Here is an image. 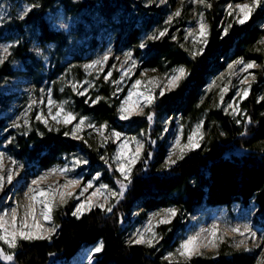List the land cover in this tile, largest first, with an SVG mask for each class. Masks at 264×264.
<instances>
[{"label": "trees", "instance_id": "16d2710c", "mask_svg": "<svg viewBox=\"0 0 264 264\" xmlns=\"http://www.w3.org/2000/svg\"><path fill=\"white\" fill-rule=\"evenodd\" d=\"M38 1L22 20L11 22L12 34L1 39L3 42L25 41L14 50L17 58L22 59L23 53H29L32 41L41 47L53 45L55 52H60L70 42L71 35L53 30L45 18L57 0ZM60 1L68 6V0ZM242 1L211 3L205 12L208 44L204 53L195 58L168 35L144 41L145 35L163 22L166 12L162 8H152L149 11L154 14L151 15L134 0H98L97 3L88 1L85 4L86 11L94 9L101 21L113 30V53L132 51L143 69L166 72L183 66L188 70V77L180 82L179 87L156 98L147 112L153 113L151 123L146 115L121 121L118 117L119 98H115L105 82H101L98 92L89 99L73 94L69 88L60 92L57 78L63 67L56 63L55 68L46 74L36 73L35 66L39 71L43 66L28 54L32 64L25 63L26 72L21 73L32 79L37 87L43 81L52 84L54 99L62 101L71 97L72 111L78 116L89 117L98 126L107 124L108 129L123 135L144 133L145 141L142 157L131 173L132 183L117 208L111 213L93 209L77 219L72 215V206L66 205L55 214L58 227L51 239L21 241L11 264H69L82 249L98 243H103L104 247L96 264H255V254L224 247L216 253L192 256L190 260L168 262L164 259V251L178 244L176 241L168 246L173 233L182 229V219L188 220L202 208H229L235 203L248 205L253 202L257 208L254 222L264 234V100L259 99L257 86L252 88L241 103L244 116L240 125L220 112H207L209 108L202 102L208 83L238 59L256 63L259 67L256 70L257 84L264 89V43L261 42L264 40V7L257 8L244 25L226 23L221 10L223 5ZM132 5L135 11H131ZM228 25L232 26L225 36L223 30ZM141 43L145 47L141 48ZM97 44L98 40L93 36L91 47ZM7 69L8 64L2 67L0 79L18 74ZM14 95L0 92V108L6 107ZM97 98V103H91ZM206 112L205 124L211 122L216 125L209 146L189 152L170 168L164 167L167 139L175 129L177 119L194 123ZM6 127V119L0 118V134ZM16 143L20 149L18 158L28 159L30 178L60 164L65 156L81 154L88 161L85 180L100 175L103 182L113 187L119 179L110 160L114 151L112 144L106 145V163L101 159L102 148L97 142L91 138L73 139L62 131L42 129L40 135L33 133L16 138ZM149 152L152 153L151 158L147 156ZM167 208H175L177 215L170 225L163 228L164 233L170 229L172 234L166 238L163 250L130 243V229L139 225L148 214Z\"/></svg>", "mask_w": 264, "mask_h": 264}, {"label": "rangeland", "instance_id": "374dc122", "mask_svg": "<svg viewBox=\"0 0 264 264\" xmlns=\"http://www.w3.org/2000/svg\"><path fill=\"white\" fill-rule=\"evenodd\" d=\"M88 1L89 3L91 1H95L96 3L98 2V0ZM88 1L68 0V6L66 7L64 3H62L60 0H57L55 4L49 9L45 16L47 23L53 30L71 35L70 42L60 52H55L56 49L53 45L41 47L37 43L32 41L28 54L33 56L36 61L41 63V65L43 66L42 71H39L35 66V72L41 73L42 75L46 74L48 71L54 69L56 63H58L59 67H63L62 73L57 78V85L61 90L60 92H66L69 88L71 89L73 94L78 95L76 91H73L72 85L75 84L78 91H83L86 89V94L79 96H87V98L89 99L92 94L98 92V88L102 84L101 82H105L109 86V89L111 90L115 98H119V107L121 106V103L123 102L125 97L128 96L129 91H132L133 96L130 101L129 107H132L134 111H139V109L136 108V93L147 92V90L153 89V94L157 98L159 96V87L156 83H149V80L152 77H157L159 81V86L162 87L167 83V81L165 80V74L170 75L172 71L177 67L166 72H158L156 70L153 71L143 69L141 61L139 60V58H136L134 56V53L132 51L128 50L120 54L113 53V43L115 41L114 32L107 24L101 21L94 9L86 11V7L84 6ZM134 1L140 2L142 8L149 12L148 14H154L152 11H149L152 8H162L166 12L163 22L159 26L152 28L145 35L144 41H146L150 36H158L160 31H164L165 29H167L166 35H168L174 42H176L179 47L183 48L189 54L192 55V52L196 51L200 47L205 48V45L195 44L193 42V37H188L187 39H185V37L188 36L189 31L198 32V21L200 19L199 14H203V22L206 24L205 12L210 6L193 3V0H163V2H161V0ZM214 1L220 0H206V4L211 5V3ZM38 2V0H0V58L6 57V59H4V62L0 64V70L2 69V67L8 64V72L15 71L16 73H18L15 77H2L0 79V92L4 94H15L14 98L6 107L0 108V118L6 119L7 126L6 130H3L0 134V138L2 139V142L0 143V152L5 153L4 164L6 168L13 167L11 161L9 160V157L17 161V165L15 166L13 173L15 176L13 184H6L7 195H5L4 193H0V197H3V199H0V213L7 210L9 212V220L11 217L10 209L15 206L17 201L22 205L20 209V216H23V206L29 203V200L25 197V193L28 191L29 187H36L35 185H32L31 182L33 179H36L37 177H40L42 175H45L46 178L44 180L39 181V185L41 187H47V185L49 184H64L66 181L73 179H79L81 186H84L89 181H92L93 188L89 189L84 196L79 197V201L85 200L89 195H91L93 191H95L97 187H99L100 184H106L102 181L100 175H95L90 180H85V176L87 174L85 168L88 163L79 165L74 169V171L69 172L67 176L61 174L60 172H56L54 174L51 173V169L55 167H63L65 164L71 167V161L74 158L87 160L81 154H71L65 156L60 164L53 166L47 171H44L35 178L29 177L28 168L30 165L28 159L18 158L17 154L20 149L18 148V144L16 143V138L27 137L28 135L33 133L40 135L42 129L52 132H70L72 127L79 123L80 118V116H78L72 111L71 103L69 101L71 97L68 96L62 101H56L52 95V84H47V82L43 81L40 87H37L32 79H28L26 75L21 73L26 72V67L24 65L25 63L32 64L30 56H28V54L23 53L24 57L22 59L17 58L14 54V50L18 45H24V40L20 39L15 40L13 42L1 41L3 37L7 36L8 34H12V32L10 31L11 22L15 19L22 20L21 17L24 18L32 9L37 6ZM250 2L251 0H244L241 3ZM241 3L226 4L221 7V10L225 15L226 23L231 24V22H235V16L228 15V6L232 5V10H235V5ZM177 10H179L181 14L178 17H174L173 14ZM131 11H135L134 5H132ZM170 17H172V22L169 24L167 23V21ZM61 24L66 25V27L61 28ZM93 36H96L98 40V44L94 48L91 47V41ZM173 37H175V39H173ZM6 46L9 47L8 53H4L3 51V48ZM129 52L132 54L131 60H135L136 62V66L134 68L131 67V60H129L128 63H125V54ZM105 54H108L109 58L102 65H97L89 69H86L84 67L85 65L91 64L97 59H101ZM234 62L230 64H233ZM240 69L241 65H235V67L231 70H229L227 66V68L220 75L212 79L205 87L202 101L209 108L207 112L210 110L220 112L223 115L229 117L232 121L236 122L237 125H240L242 117L244 116V113L241 110V103L246 99L245 98L244 100H240L237 96V92L248 84H251L249 94L252 88H254L255 86H257L259 90L260 97H262V94H264V89H260V85L257 84L258 82L256 70H258L259 67L257 66L253 69H250L248 72H242ZM109 72H111L112 75L111 77H109L108 80H105L104 77ZM253 75L255 76V80L252 79ZM244 77H247V79L245 80L244 84H241L240 81ZM137 79L141 80L142 83L138 85L136 89H133V85L135 84V81ZM112 81H119V83H113ZM222 88H227V91L223 93V102L220 100ZM170 92L166 90V94ZM49 93L51 94V99L56 102L57 106L63 103L65 110L73 112L77 116V119L73 120L71 124L67 125L55 123L49 116ZM33 101H36V103L31 108H29V105L32 104ZM41 101H43V103H41ZM141 103H143L142 98ZM229 104L238 105L239 111L233 113L232 109L228 107ZM152 106L153 105L144 107V113H147ZM224 109H228L227 112H225ZM51 110L54 114L56 111V106H52ZM207 112L204 113L203 118L194 123L177 119V121L175 122L176 127L172 132L169 133V137L167 139L166 160L168 159L170 152L173 153L172 159H176V157L180 155L179 148L172 147L173 143L176 140V137H180L181 144H186L188 135L192 132V130L196 127L197 124H201V132L203 135V139L200 141V147L206 149L209 146L211 139L214 137L212 130L216 125L211 122L207 125L205 124ZM38 113L43 114L47 118L48 126L36 120V114ZM119 115L120 114L118 112V117ZM137 116L141 115H133L128 120H121L120 118L119 119L121 121H130L131 119ZM86 118L87 122L85 123V125H83L82 130L78 131V135L81 137V139L91 138V140L97 142L99 146H101V144L103 143V147H101V154L104 157H106L107 154L106 145L112 144V146L114 147V151L111 154L110 160L114 166L115 171L117 167H119V164L113 161L112 157L115 156L118 146L124 140H131V138L135 137L137 140H140L144 144V133H140L135 136H127L121 134L120 140H116L114 137L111 136V133L113 131L106 128L104 130V136L102 137L98 132L100 126H98L91 118ZM237 121H239V123H237ZM89 124L95 125V128L89 127ZM14 125H19V127H16ZM49 128H51L52 130H49ZM69 137L72 138L71 135H69ZM105 140L106 142H104ZM9 141H11V143H9ZM136 147V144L130 143L128 145L126 153L135 151ZM199 148H194L192 150L186 149L185 152L186 154H188L189 152L197 150ZM142 154L143 151L141 152V157ZM138 161L136 162V164L138 163ZM178 161L179 160H177V162ZM20 164H23L24 167L20 168ZM135 165L132 167V171ZM116 172L119 175L118 180H123V177L120 175V173L118 171ZM124 183L127 184V181H124ZM109 188L113 192H118L119 184L116 181V184L113 187L109 186ZM68 190H74L75 195L79 196V188ZM117 199L118 198L116 197H110L108 201L105 202L103 196L93 197L94 203L104 204L105 207L109 205H115L113 210L117 208L118 205L121 203L122 199H119L118 203ZM79 201L70 198L68 199L67 203L61 204L59 197H57L56 206L52 211L51 223H45L42 217L39 216L41 206L37 205V218L41 221V223H44L45 228H50L52 224L56 225L55 214L61 208L65 207L66 205H71L73 211H75V205ZM93 209L100 208L93 207L91 210ZM164 210L165 209L148 214L139 225H135L132 229L129 230L128 240L131 241L136 238L135 233L137 232V230L144 232L146 239L150 238L151 233L147 232L146 230L149 226V221H151L152 231L157 234L156 241H158H154V246L152 248L163 250L166 238L172 236V234L170 233V229L166 230L165 233L163 230L164 227H167L171 223L159 224L160 219L166 218L164 215ZM88 212L90 211L85 210L83 215ZM256 212L257 208L253 202H250L248 205L235 203L229 208L217 207L199 209V211L195 215L189 216L188 220L182 219V221L180 222L183 225L182 229L173 233V237L168 246L173 245V243L176 241L178 242V244L172 249L164 251V259L168 262H178L180 260L187 259L186 257H181L177 251L182 241L187 239L189 235H195L196 233H200V240L206 242L207 240H210L212 238L210 230L214 225L217 229V246L213 247L210 245L206 248L199 249V252L203 255L208 253H216L222 247L230 248L232 250L243 251V247H241V249H237L234 244L241 239H246V237H241L236 233H232L231 228L239 226L241 227V231H243L242 226L244 224H249L252 230L256 231L257 237L254 242L255 244L264 243V241L261 240V237H264V234L261 228L254 222ZM156 213H159L160 215H155ZM175 217L171 218V222L174 220ZM56 231L57 228L52 234V236L56 233ZM254 243L250 240L248 241L247 246L252 250L246 253L255 254V264H261V261H264V247H255ZM98 244L92 247H86L82 249L70 261L69 264H89V257L92 258L91 264H96L98 256L101 252L95 253L93 249ZM140 245L147 246L146 244ZM3 247L6 253H14L15 251L13 249H8L6 245ZM195 255L200 254H194L193 256ZM0 263L11 264L12 261L5 262L4 260L0 259ZM53 264L62 263L56 262Z\"/></svg>", "mask_w": 264, "mask_h": 264}, {"label": "snow or ice", "instance_id": "6c2138e0", "mask_svg": "<svg viewBox=\"0 0 264 264\" xmlns=\"http://www.w3.org/2000/svg\"><path fill=\"white\" fill-rule=\"evenodd\" d=\"M163 2V0H161ZM193 3L198 4H204L206 6H210L206 4V0H193ZM229 16H235V23L244 25L246 24L251 18L252 14L256 11L259 7H264V0H251L250 3H241L235 5V10H232V5H229ZM238 13V14H237ZM26 14V13H25ZM180 11L177 10L173 16L178 17L180 16ZM200 19L198 21V32L196 31H189L188 36L185 37L187 39L188 37H193V42L195 44H201V45H207L208 44V27L203 22V14H199ZM23 19V17H21ZM172 22V17L169 18L167 23ZM232 25H228V27L224 28L223 35L228 34V28H230ZM61 28L66 27V25L61 24ZM167 33V29L164 31H160L158 36H150L149 39H159L160 37L165 36ZM175 39V37H173ZM264 43V40L261 41ZM140 47L143 48L145 45L143 43L140 44ZM4 53H8L9 47L6 46L3 48ZM205 51L204 47L198 48L196 51L192 52L193 58H195L197 55H202ZM132 54L126 53L125 54V63H128L129 60H131ZM109 56L108 54H105L101 59H97L93 61L91 64H87L84 67L86 69L93 68L97 65H102L104 62L108 60ZM4 59L6 57L0 58V64L4 62ZM235 65H241V71L242 72H248L250 69H253L257 67L255 62H244L243 59L236 60L233 64H229L228 68L229 70L233 69ZM136 62L135 60H131V67H135ZM155 71V70H153ZM231 74V73H230ZM112 73L109 72L104 79L108 80L109 77H111ZM189 75L188 70L183 67H177L172 71V73L165 74V80L167 83L160 87L159 81L157 77H152L149 80V83H156L159 87V96L163 97L166 94L167 91H172L175 88L180 86V82L186 79ZM247 77H244L241 79L240 83L244 84ZM252 79L255 80V76H252ZM113 83H119V81H112ZM142 83L141 80L137 79L135 81V84L133 85V89H136L138 85ZM91 86V85H89ZM73 91H76L78 95H85L86 89L83 91H78L75 84L72 85ZM251 88V84H248L247 86L243 87L237 92V96L240 100H244L249 95V90ZM227 91V88L221 89V95L220 100L223 102L224 95L223 93ZM154 90L149 89L147 92H137V100H136V108L139 109V111H134L132 107H129L130 101L133 96V92L129 91V94L123 102L121 103V106L118 109L119 112V118L121 120H128L133 115H141L147 116V120L151 123L153 121V113H144L143 108L153 105L156 101V96L153 94ZM141 98L143 100V103H141ZM260 100H264V96L259 98ZM99 98L97 100H92L91 103H97ZM88 103L89 101H85ZM259 102V101H258ZM36 101H33L32 104L29 105V108H31ZM43 103V101H41ZM48 105H49V116L51 119L57 123V124H71L73 120L77 119V116L71 112L66 111L64 108L63 103L56 105V102L51 99V94L49 93V99H48ZM52 106H56V111L53 114L52 112ZM229 108L232 109L233 113H236L239 111L238 105L229 104ZM228 109H224L225 112H227ZM36 120L40 121L41 123H44L46 126H48V120L47 118L41 114H36ZM87 122L86 117H80L79 123H77L74 127H72L70 132H65V136L71 135L73 139H81V137L78 135V131L82 130L83 125ZM251 123V121H248ZM239 123V121H237ZM16 127H19V125H14ZM89 127L95 128V125L89 124ZM107 128V124H103L98 129L99 134L103 137L104 136V130ZM49 130H52L49 128ZM167 130V129H165ZM26 134V133H25ZM244 133H242L243 135ZM111 136L114 137L116 140H120L121 133L113 131L111 133ZM203 139V135L201 132V124H197L196 127L192 130V132L187 137V143L181 144L180 137L177 136L175 142L173 143V148H179L180 155L176 157V159H172L173 153L170 152L168 159L165 162L164 167L170 168L172 165L177 163V160L183 159V156L186 154L185 150H192L194 148L200 147V141ZM106 142V140L104 141ZM11 143V141H9ZM130 143H134L137 145L135 151L126 153V150L128 149V145ZM150 143H155L154 141H151ZM101 147H103V143L101 144ZM144 150V144L137 140L135 137L131 138V140H124L117 148L116 154L114 157H112L113 161L117 162L119 164V167H117L116 171L120 173V175L123 177V180H118L117 183L119 184V191L113 192L108 185L106 184H100L99 187L95 189L89 195L85 200L79 201V197L84 196L86 192H88L89 189L93 188L92 181H89L86 185L81 186L79 179H73L68 180L64 184H56L52 185L49 184L47 187H41L39 185V181L44 180L46 178L45 175H42L40 177H37L36 179L32 180V185H35L36 187H29L28 191L25 193V197L29 200V203L27 205H24V211L23 216H20V209L22 205L17 201L15 206L10 209L11 217L9 220V212L7 210L0 213V259L4 260L5 262L13 261L14 260V253H6L3 246H7L8 249H17L20 245V241H33V240H50L52 234L55 232L56 228L58 227L55 224H52L50 228H45L44 223H41V221L37 218V205L40 207L39 216L42 217L43 221L45 223H51L52 221V211L54 207L56 206V198L59 197L60 203L65 204L68 202V199H76L79 201L75 205V211H73L72 215L77 217V219L80 218L81 215H83L85 210L91 211L93 207L100 208L101 210L111 213L113 211V208L115 205H109L105 207L104 204H98L94 203L93 197L97 196H103L105 199V202L108 201L110 197H116L117 203L119 202V199H123L125 190L128 185L132 183L131 179V172L132 167L136 164L138 160L141 159V152ZM152 153H147V156L151 158ZM4 157L5 153L0 152V193H6V184L12 185L13 181L15 180L14 176V169L17 165V161L9 157V160L11 161V164L13 165L12 168H6L4 164ZM101 159L105 160L107 163V160L105 157H101ZM147 163V161H144ZM87 160H82L79 158H74L71 161V167H69L67 164H65L63 167H55L51 169V173L54 174L56 172H60L61 174L67 176L69 172L74 171L76 167H78L81 164H87ZM20 168H23L24 165L20 164ZM18 175V173H17ZM124 181H127V184L124 183ZM79 188V196L75 195L74 190H68V189H75ZM0 199H3V197H0ZM155 215H160L159 213H156ZM164 215L166 218L160 219L159 224H169L171 223V218L175 217L177 215V210L175 208H168L164 210ZM243 231H241V227H233L231 228L232 233H236L241 237H246V239H241L238 242L234 244V246L237 249H241L243 247V251L248 252L252 249L247 246L248 241H252L253 243L256 240L257 233L256 231H253L249 224H244ZM147 232L151 233L150 238H145V233L137 230L135 233V239L131 240L130 243L132 244H146L149 247L154 246V241H156L157 234L152 231L151 221H149V226L146 230ZM203 231V230H202ZM211 232V239L205 241L200 240V233H196L195 235H189L187 239L183 240L182 243L179 245V248L177 249L179 255L181 257H186L187 259H191L194 254H201L199 252V249L206 248L208 246L216 247V240H217V229L215 225L210 230ZM261 240L264 241V237H261ZM158 242V241H156ZM255 247H264V243L262 244H255ZM103 243L98 244L93 251L95 253H99L103 250ZM172 255V254H170ZM91 257H89V264H91ZM261 264H264V261H261Z\"/></svg>", "mask_w": 264, "mask_h": 264}]
</instances>
